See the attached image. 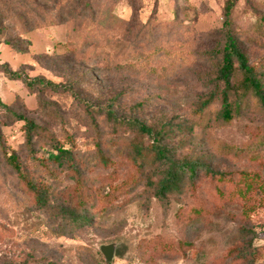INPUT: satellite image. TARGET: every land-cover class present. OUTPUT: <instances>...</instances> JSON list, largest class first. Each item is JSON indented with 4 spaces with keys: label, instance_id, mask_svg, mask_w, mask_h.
Here are the masks:
<instances>
[{
    "label": "rangeland",
    "instance_id": "1",
    "mask_svg": "<svg viewBox=\"0 0 264 264\" xmlns=\"http://www.w3.org/2000/svg\"><path fill=\"white\" fill-rule=\"evenodd\" d=\"M224 1L140 0L134 13L125 0H114L102 13L108 15L105 25L96 13L88 27L57 23L51 10L12 7L5 30L11 44L0 43V98L12 112L36 122L42 134L29 147L24 122L0 113V264H233L226 253L241 228L264 234V154L229 152L254 142L260 110L251 107L231 121L217 117L216 104L203 119L194 113L213 90L207 50L220 37ZM25 13V21L15 17ZM233 27L264 78V0H239ZM6 64L21 77L6 76ZM25 76L59 87L30 90ZM110 102L120 115L168 122L175 134L167 143L176 158L232 178L222 183L225 197L217 196L202 172L193 187L185 180L159 197L152 183L158 175L147 169L137 187L97 203L86 225H69L62 206L64 200L76 202L77 178L92 184V197L133 173L123 166L109 175L115 166L103 165L99 155L118 166L126 164L134 140L150 143L105 118L102 109ZM58 144L72 150L62 165L48 158ZM11 155L23 177L47 191V202L35 203ZM242 171L254 179L249 192L234 199L228 194ZM195 211L202 219L190 224ZM108 243H116L111 262L99 250ZM256 244L264 264V239Z\"/></svg>",
    "mask_w": 264,
    "mask_h": 264
},
{
    "label": "trees",
    "instance_id": "2",
    "mask_svg": "<svg viewBox=\"0 0 264 264\" xmlns=\"http://www.w3.org/2000/svg\"><path fill=\"white\" fill-rule=\"evenodd\" d=\"M137 13V3L140 0H125ZM114 0H0V43H10V37L5 33L7 23L10 22L9 16L12 7L24 8L39 7L45 11H53L57 17V23L76 22L78 26L88 27L92 18L96 17V13L102 14L105 9L112 4ZM239 0H225L222 7V26L220 29V37L211 49L207 50V54L212 63L211 83L213 86L210 92L195 107L194 113L199 119L206 116V111L211 104L217 105V117L222 121H231L236 115L248 110L251 107L257 108L261 112V124L254 129L253 135L256 139L246 149L230 148L229 152L240 155H253L252 157H260L264 154V78L261 76L260 64L253 63L246 51L241 47L239 38L233 27V14ZM17 3L19 6H17ZM35 11V10H33ZM28 13L24 15L18 14L17 19H27ZM107 14L102 17V25L107 21ZM118 22H125L123 19L114 17ZM5 38H8L5 40ZM4 72L6 76L14 79L21 77L20 73L10 70L5 65ZM24 84L30 90H34L37 86L42 88L55 89L59 85L45 78L30 79L24 77ZM105 118L113 125L118 127H128L139 135L147 136L150 139L148 146H143L138 140H134L128 147L126 164H118L113 162L109 156L102 153L99 155L100 161L108 167H114L109 175H115L123 166L130 167L132 174L119 180L117 183L107 185V190L99 196L90 197L93 186L85 179L77 178L73 190L75 191L76 202L63 201V210L67 214L69 225H86L91 217L90 210L98 203H108L114 200L113 194L131 191L137 187L145 170H150L158 175L152 183L156 187V193L159 197H166L167 194L174 190L180 189L185 180H188L191 187L196 184L203 175L211 178L214 185L213 189L219 198L225 197V190L222 183L232 178L226 172L213 170L210 166L199 163L195 160L176 158L172 149L167 143V139L175 134L168 122L150 123L136 116L120 115L113 108V102L108 103L102 109ZM0 113L6 116H12L17 120L24 122L26 144L31 147L34 139H38L41 134V128L32 119L26 118L23 114L12 112L8 105L0 98ZM126 147H121V154H124ZM72 156V150L63 144L52 147L48 158L58 165H62ZM12 166L16 171L20 172L13 156L9 158ZM39 161V160H38ZM21 180L25 184L29 194L33 195L35 203L42 204L47 202V191L44 188L36 187L32 180L26 179L21 174ZM240 182L232 181V188L228 196L234 199L244 197L251 189L248 185L254 179V174L249 176L247 171L240 173ZM154 179V180H153ZM110 185V186H109ZM195 216L190 220L193 224L194 217L201 221L202 216L199 212L193 213ZM196 222V223H198ZM241 235L230 244L232 247L226 253V259L233 264H262L258 261L260 257L261 245H257L256 241L264 239V234L257 235L255 230L249 227L241 228ZM118 257L120 256L117 253Z\"/></svg>",
    "mask_w": 264,
    "mask_h": 264
},
{
    "label": "water",
    "instance_id": "3",
    "mask_svg": "<svg viewBox=\"0 0 264 264\" xmlns=\"http://www.w3.org/2000/svg\"><path fill=\"white\" fill-rule=\"evenodd\" d=\"M106 262H111L115 255L116 243L102 244L99 248Z\"/></svg>",
    "mask_w": 264,
    "mask_h": 264
}]
</instances>
